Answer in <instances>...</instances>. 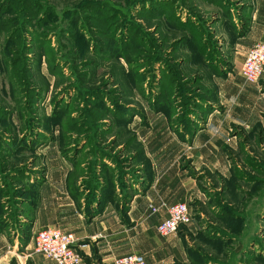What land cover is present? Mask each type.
Segmentation results:
<instances>
[{"label":"rangeland","instance_id":"1","mask_svg":"<svg viewBox=\"0 0 264 264\" xmlns=\"http://www.w3.org/2000/svg\"><path fill=\"white\" fill-rule=\"evenodd\" d=\"M210 1L0 0V179L15 164L24 166L17 174L26 173L28 163L41 170L28 148L35 138L33 146H41L56 135L67 155L87 141L88 151L78 158L87 163L80 172L90 174L83 184L91 186L102 175L105 149L121 177L102 176L108 185L122 186L124 166L136 172L142 161L138 144L128 139L127 119L162 110L186 124L199 99L212 95L208 72H214V59H228L230 51L202 25L218 16L220 8ZM223 1V18L233 19L232 8H239ZM202 47L208 50L203 59ZM259 118L243 130L232 128L243 133L241 151L230 153L232 176H205L215 188L218 215L194 208L202 237L187 241L189 264H264V111ZM0 189L7 198L2 210L15 214V186Z\"/></svg>","mask_w":264,"mask_h":264},{"label":"crops","instance_id":"2","mask_svg":"<svg viewBox=\"0 0 264 264\" xmlns=\"http://www.w3.org/2000/svg\"><path fill=\"white\" fill-rule=\"evenodd\" d=\"M221 1H210L220 8L218 16L202 23L213 33L217 45L230 51L228 59H214V72H208L212 95L199 99L200 106L189 124L176 123L162 110L144 120L134 115L127 119L125 127L132 132L128 139L138 144L137 156L142 161L136 172L124 166L122 186L105 182L104 175L113 180L121 172L116 163L107 161L115 156L105 149L100 152L105 156L99 167L103 176L98 178L102 179L97 178L91 186L83 184L90 174L80 172L87 170V163L78 158L88 151L87 141L81 142L75 155H67L56 135L41 146H33L37 142L33 138L28 148L38 158L34 166H41V170L29 163L26 173H16L22 164L4 170L0 184L15 186L11 201L16 203L17 212L11 215L2 210L7 198L6 191L0 189V264H54L34 251V235L47 227L76 235L75 249L83 257L82 264H113L115 257L127 253L142 254L147 264H189L187 241L190 236L202 237L199 228L192 219L177 232L162 236L156 227L166 218L167 210L160 207L152 212L151 206L185 202L192 214L199 205L218 215L212 199L215 188L208 187L205 176H232L230 153L241 151L243 144V137H238L243 133L237 130V135L233 134L232 128L253 126L264 111V74L255 83L246 82L241 75L248 50L264 42V0H229L239 8L237 13L232 8L233 19L223 18ZM129 140L119 141L117 148L128 145ZM130 153L135 156L137 152ZM11 173L15 175L9 176ZM199 217L194 215L195 220Z\"/></svg>","mask_w":264,"mask_h":264},{"label":"built area","instance_id":"3","mask_svg":"<svg viewBox=\"0 0 264 264\" xmlns=\"http://www.w3.org/2000/svg\"><path fill=\"white\" fill-rule=\"evenodd\" d=\"M264 74V42L255 43L247 52L241 66V75L246 82L255 83ZM160 207L167 210L166 218L157 224V232L162 236L175 233L182 225L192 222L193 214L185 202H161L160 206H151L152 212ZM77 237L72 232L57 228L40 229L34 235V251L44 255L54 264H82L83 257L75 249ZM113 264H147L145 257L139 253H127L117 256Z\"/></svg>","mask_w":264,"mask_h":264},{"label":"trees","instance_id":"4","mask_svg":"<svg viewBox=\"0 0 264 264\" xmlns=\"http://www.w3.org/2000/svg\"><path fill=\"white\" fill-rule=\"evenodd\" d=\"M2 3H3V2H2ZM2 3H1L2 6L0 5L1 8L4 7V3H3V4H2ZM0 21H1V20H0ZM0 25H1V23H0ZM201 52L204 53V54H202V55H206V56L208 55V50H207L206 48H203V47H202V48H201ZM25 53H26V52H25ZM211 53H212V52H211ZM181 63H185V62L183 61V62H181ZM210 63H212V62H210ZM25 67L27 68V66H25ZM27 69H28V68H27ZM81 73H83V74H81ZM84 73H85L84 70H83V71H82V70L80 71V75H84ZM78 75H79V74H78ZM76 79H77V78H76ZM74 80H75V79H74ZM186 80H187V79H186ZM26 109L28 110V108H26ZM159 109H160V108H159ZM0 122H2V121H0ZM29 122H30V120H29ZM29 122H28V125H26L28 128L31 127V125H29ZM27 127L25 128V131H27ZM1 135H2V134H0V136H1ZM12 141H13V143H17V142H15L14 140H12ZM63 152H64V151H63ZM12 154H13V153H12ZM12 154H11V155H12ZM11 155H10V156H11ZM0 166H2V169H3V165H0ZM4 178H5V176H4Z\"/></svg>","mask_w":264,"mask_h":264}]
</instances>
